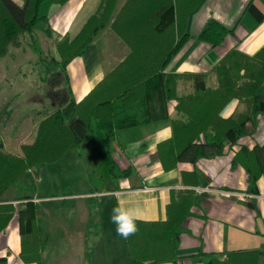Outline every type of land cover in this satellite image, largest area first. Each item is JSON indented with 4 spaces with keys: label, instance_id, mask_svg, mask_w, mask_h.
<instances>
[{
    "label": "crops",
    "instance_id": "1",
    "mask_svg": "<svg viewBox=\"0 0 264 264\" xmlns=\"http://www.w3.org/2000/svg\"><path fill=\"white\" fill-rule=\"evenodd\" d=\"M14 1L21 6L25 0ZM101 1L68 0L59 5L46 0L39 14L47 15L57 40L73 39ZM125 1L116 0L114 14ZM209 20L230 30L217 46L198 38ZM185 32L187 40L165 69L180 75L177 98L165 103L163 115L116 133L113 158L119 168L128 170L127 176L109 180L105 192H89L69 150L56 162L32 167L1 194L0 206H17L25 197L36 205L42 264H130L125 240L111 222L113 208H136L141 221H164L172 194L184 190H193L196 203L181 224L176 264H204L207 258L202 253L222 259L228 251L264 248V171L257 179V192L250 191L239 153L242 147L264 148V109L255 111L252 99L246 97L233 98L223 107V118L244 120V124L238 138L229 136L224 141L221 153L205 147L207 153L199 154L196 147L206 144L202 134L173 168L163 169L158 156L159 146L172 137L171 122L187 120L177 104L178 98L194 93L189 75L201 74L205 86L215 89V66L229 49L253 55L264 45V0H200L187 17ZM128 53L110 27L102 28L85 51L67 64L70 93L63 102L83 100ZM52 57L59 60L57 49ZM7 68L4 58L0 59V90L9 88ZM257 94L264 101L263 85ZM20 101L21 95L4 100L0 92L1 151L14 157L23 156L22 146L34 141L39 122L49 114L36 112L31 99L26 108ZM20 252L19 219L13 214L0 231V264H34L24 261ZM262 258L257 264H264Z\"/></svg>",
    "mask_w": 264,
    "mask_h": 264
},
{
    "label": "trees",
    "instance_id": "2",
    "mask_svg": "<svg viewBox=\"0 0 264 264\" xmlns=\"http://www.w3.org/2000/svg\"><path fill=\"white\" fill-rule=\"evenodd\" d=\"M46 0H25L18 5L14 0H0V58L7 45L19 33L32 37L33 29L47 24V15L39 14ZM62 5L68 0H49ZM200 0H126L111 22V28L126 43L129 53L80 102L70 98L57 106L38 124L34 141L22 146V157L1 151L0 144V196L10 186L17 185L21 175L40 164L60 160L71 150L75 154L76 168L88 183L89 192H105L107 182L128 175L113 158V143L118 130L137 126L148 119L164 114L168 100L175 99L177 73L165 69L172 57L187 40L185 24L189 13ZM115 0H102L96 13L73 38L62 37L56 41L59 60L51 57L52 69H59L67 83L66 66L80 56L88 43L112 17ZM108 10V18L103 20ZM230 30L209 20L198 38L212 46L219 45ZM33 42H36L34 38ZM41 54L38 46L34 45ZM40 62L44 61L39 57ZM48 65V64H47ZM46 66V65H45ZM47 71V70H46ZM218 86H205L201 74H190L194 93L178 98L177 109L187 120H174L172 137L161 144L158 156L163 169L173 168L194 142L204 134L206 144L196 147L205 154L210 147L221 153L224 141L239 137L244 120L237 122L220 115L223 107L233 98H251L255 111L264 109V101L257 94L264 80V45L253 55L229 49L215 66ZM67 92L69 88L67 86ZM142 116V117H141ZM165 117V116H163ZM207 145V146H206ZM162 147L164 148L163 150ZM161 148V149H160ZM243 164L248 172V187L257 192L256 182L264 171V148H241ZM264 161V160H263ZM25 202L0 206V231L13 214L19 219L21 235L20 256L24 261L42 264L40 233L37 225V207L28 197ZM196 203L193 190L172 194L166 208L164 221L138 220V231L125 240L130 264H176L179 256L181 224ZM207 259L204 264H257L264 256V248L232 250L219 259L213 254H200Z\"/></svg>",
    "mask_w": 264,
    "mask_h": 264
},
{
    "label": "rangeland",
    "instance_id": "3",
    "mask_svg": "<svg viewBox=\"0 0 264 264\" xmlns=\"http://www.w3.org/2000/svg\"><path fill=\"white\" fill-rule=\"evenodd\" d=\"M113 11L111 13L112 17H109V20H107L104 27L111 28L112 19L119 12L118 11L114 14ZM107 14L108 10L105 13L103 20L108 18ZM39 25V27L33 29L34 35L32 37H30L28 33L21 32L8 43L6 54L2 58H4L8 67L6 81L9 88H1L0 92L3 94L4 100L10 95H13L14 97L21 95L22 101L20 102L23 103V108H26L24 104H29L31 99L33 101L31 106H33L36 112L49 111L50 113L57 106L64 104L63 97L68 94L67 83L60 70L57 68L52 69V63H50L52 50L56 51V43L54 45V42L57 41V38L53 35L48 36L45 31L47 24L40 23ZM34 38L36 39V42H33ZM121 41L126 45L122 39ZM34 45L40 48L41 54L35 51ZM39 57L44 61L40 62L41 60H39ZM2 90L4 91L2 92ZM31 90H33V93L30 92ZM33 94L37 95L34 96ZM36 96L38 99H36ZM1 102H3V100ZM262 259L264 260V258Z\"/></svg>",
    "mask_w": 264,
    "mask_h": 264
},
{
    "label": "clouds",
    "instance_id": "4",
    "mask_svg": "<svg viewBox=\"0 0 264 264\" xmlns=\"http://www.w3.org/2000/svg\"><path fill=\"white\" fill-rule=\"evenodd\" d=\"M140 219V210L116 206L112 210L111 222L116 225L118 235L127 239L138 231L137 221Z\"/></svg>",
    "mask_w": 264,
    "mask_h": 264
},
{
    "label": "built area",
    "instance_id": "5",
    "mask_svg": "<svg viewBox=\"0 0 264 264\" xmlns=\"http://www.w3.org/2000/svg\"><path fill=\"white\" fill-rule=\"evenodd\" d=\"M262 85L264 86V80L262 81Z\"/></svg>",
    "mask_w": 264,
    "mask_h": 264
}]
</instances>
